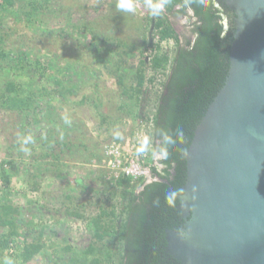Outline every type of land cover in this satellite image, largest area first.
Instances as JSON below:
<instances>
[{
	"label": "rangeland",
	"instance_id": "rangeland-1",
	"mask_svg": "<svg viewBox=\"0 0 264 264\" xmlns=\"http://www.w3.org/2000/svg\"><path fill=\"white\" fill-rule=\"evenodd\" d=\"M118 2L0 0L4 50L14 56L25 52L20 60L0 61V89L6 80H14L21 94L31 91L40 97L25 112L27 117L0 109V203L20 208L16 219L31 228L28 239L36 235L43 243L25 264H52L89 244L92 255L103 258L109 251L114 264V236L93 240L89 223L101 212L116 223L122 218L121 186L101 162L103 147L112 142L126 147L140 140L144 161L156 164L159 158L151 153L147 117L153 113L163 74L156 73L152 83L146 80L138 101L120 95L115 77L121 76L127 87L134 85L140 59L146 78L152 74L148 60L156 37L149 0H133V12L121 11ZM167 15L181 40L193 36L190 11ZM172 49L171 39L160 42L161 52L171 55ZM29 136L32 140L24 144ZM43 141L58 159L46 156ZM2 174L8 176L5 183ZM150 180L147 175L145 182ZM71 211L78 216L68 215ZM8 233L6 227L0 229L3 239L12 243L1 251L0 264L17 263L24 242L21 235Z\"/></svg>",
	"mask_w": 264,
	"mask_h": 264
},
{
	"label": "trees",
	"instance_id": "trees-1",
	"mask_svg": "<svg viewBox=\"0 0 264 264\" xmlns=\"http://www.w3.org/2000/svg\"><path fill=\"white\" fill-rule=\"evenodd\" d=\"M156 1L160 0H152L151 3L156 4ZM172 11L182 15L191 12L192 37L181 40L167 15ZM233 17V12L222 0H164L162 13H151L152 30L156 37L148 60L152 74L146 78L145 62L140 59L134 85L125 86L122 77L115 75L120 95L125 100L135 101L139 100L146 80L152 83L156 73L163 74V78L159 81L153 113L147 117L151 123V153L159 156L156 164L150 161L151 180L145 182L144 177L133 179L119 176L116 181L121 186L119 198L124 201L120 209L122 218L116 223L103 217L101 214H105L101 212L89 219L93 240L114 236V264H180L165 252L166 229L180 231L184 221L177 208L180 199L177 196L172 207L167 204L166 196L169 192L182 193L181 187L186 177L184 155L193 131L228 74ZM165 39L173 41L171 55L160 51V42ZM143 41L145 43V39ZM24 54V51H19L18 56H14L12 50L5 51L0 37V61L7 59L9 63L12 59L20 60ZM21 93L19 83L6 80L3 89H0V109L18 111L27 117L28 113L25 112L35 106V101L40 97L31 91ZM42 144L46 148V156L58 157L47 142L43 141ZM60 145L66 146L64 143ZM1 178L4 183L8 180L4 174ZM31 188L34 190L37 186ZM20 212L18 207L0 203V229L6 227L8 235H21L24 241L17 253L18 262L13 264L27 263L43 247L36 235L28 239L32 230L16 219V214ZM67 214L78 216L76 211ZM8 244L0 234V254ZM66 250L69 248L66 247ZM93 250V245L89 244L79 254L58 257L52 264H110L109 251L101 258L92 255Z\"/></svg>",
	"mask_w": 264,
	"mask_h": 264
},
{
	"label": "water",
	"instance_id": "water-1",
	"mask_svg": "<svg viewBox=\"0 0 264 264\" xmlns=\"http://www.w3.org/2000/svg\"><path fill=\"white\" fill-rule=\"evenodd\" d=\"M233 12L224 84L185 152L165 252L180 264H264V0H222Z\"/></svg>",
	"mask_w": 264,
	"mask_h": 264
},
{
	"label": "built area",
	"instance_id": "built-area-1",
	"mask_svg": "<svg viewBox=\"0 0 264 264\" xmlns=\"http://www.w3.org/2000/svg\"><path fill=\"white\" fill-rule=\"evenodd\" d=\"M142 144L140 140H135L134 144L126 147L114 142L104 145L101 162L110 178L123 176L135 179L150 175V162L143 159Z\"/></svg>",
	"mask_w": 264,
	"mask_h": 264
},
{
	"label": "clouds",
	"instance_id": "clouds-1",
	"mask_svg": "<svg viewBox=\"0 0 264 264\" xmlns=\"http://www.w3.org/2000/svg\"><path fill=\"white\" fill-rule=\"evenodd\" d=\"M117 7L121 11H126V12H133L135 10L134 9L133 0H119V2L117 4ZM148 7L150 8L151 13L153 15H159L163 11V8H164V0H160V2L159 3H156V4L151 3V0H149ZM65 122L66 123L69 122L66 117H65ZM31 140H32V137L29 136L23 142H24V144H27ZM22 150L25 151V152H28V149L27 148H23ZM178 194H179L178 192H169L167 194L166 201H167V204L169 206H172V207L175 206V203H176V199H177ZM8 264H10V262H8Z\"/></svg>",
	"mask_w": 264,
	"mask_h": 264
}]
</instances>
